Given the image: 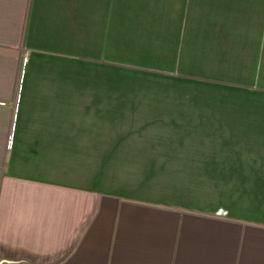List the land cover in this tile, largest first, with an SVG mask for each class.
<instances>
[{"label":"rangeland","instance_id":"obj_1","mask_svg":"<svg viewBox=\"0 0 264 264\" xmlns=\"http://www.w3.org/2000/svg\"><path fill=\"white\" fill-rule=\"evenodd\" d=\"M67 7L70 35H33L21 76L75 85L106 118L93 129L113 154L93 158V179L124 198L264 220V0ZM115 146L140 157L114 156Z\"/></svg>","mask_w":264,"mask_h":264},{"label":"crops","instance_id":"obj_2","mask_svg":"<svg viewBox=\"0 0 264 264\" xmlns=\"http://www.w3.org/2000/svg\"><path fill=\"white\" fill-rule=\"evenodd\" d=\"M67 4L0 0V264H264L261 218L124 198L93 179V158L112 153L93 129L106 118L75 85L21 76L33 35H70Z\"/></svg>","mask_w":264,"mask_h":264}]
</instances>
